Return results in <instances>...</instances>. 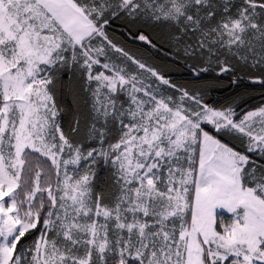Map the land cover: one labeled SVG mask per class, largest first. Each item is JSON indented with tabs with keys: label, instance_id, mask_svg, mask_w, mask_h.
Segmentation results:
<instances>
[{
	"label": "snow or ice",
	"instance_id": "6c2138e0",
	"mask_svg": "<svg viewBox=\"0 0 264 264\" xmlns=\"http://www.w3.org/2000/svg\"><path fill=\"white\" fill-rule=\"evenodd\" d=\"M0 264H264V0H0Z\"/></svg>",
	"mask_w": 264,
	"mask_h": 264
},
{
	"label": "trees",
	"instance_id": "16d2710c",
	"mask_svg": "<svg viewBox=\"0 0 264 264\" xmlns=\"http://www.w3.org/2000/svg\"><path fill=\"white\" fill-rule=\"evenodd\" d=\"M118 31V30H117ZM177 76H179V73H177ZM229 93L225 92V93H219L216 95V99H223L226 95H228ZM253 95H255V101L254 102H259V95L256 93H253Z\"/></svg>",
	"mask_w": 264,
	"mask_h": 264
}]
</instances>
